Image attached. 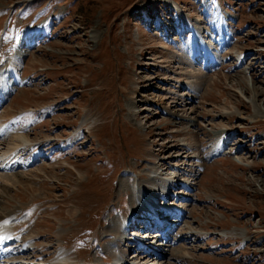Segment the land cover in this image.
Instances as JSON below:
<instances>
[{"label": "rangeland", "instance_id": "obj_1", "mask_svg": "<svg viewBox=\"0 0 264 264\" xmlns=\"http://www.w3.org/2000/svg\"><path fill=\"white\" fill-rule=\"evenodd\" d=\"M174 1L0 0V79L20 65L0 107V154L12 134L32 144L23 163L0 168V212L24 238L5 251L114 263L106 231L134 201L153 203L170 172L177 193L165 204L183 214L166 245L139 236L164 249L152 264H264V0ZM189 23L217 60L199 70V57L193 77ZM170 141L189 153L176 157Z\"/></svg>", "mask_w": 264, "mask_h": 264}, {"label": "bare ground", "instance_id": "obj_2", "mask_svg": "<svg viewBox=\"0 0 264 264\" xmlns=\"http://www.w3.org/2000/svg\"><path fill=\"white\" fill-rule=\"evenodd\" d=\"M169 3L172 4L173 6H177V3L174 0H169ZM217 25L218 24L216 22H214V26L213 25L211 26L212 28H210V31L214 32V30H216V27L218 28ZM187 26L189 27V29H185V31H189V30L191 31V38L188 41V43H189L188 48L190 49V59H188V63H187V64H189L190 68L187 69L188 70L187 73H185V72L184 73L187 74L188 76L193 77L194 69H193L192 65H194L193 63L197 62L200 58L203 59L204 64L203 65L200 64L201 67H199V70L203 69V70H207V71H208V69H210L211 65L213 63H215V61H217V60L214 56V52L208 48L207 42H205V39H203V34H201V31H199V29H197L191 23H189ZM218 30L221 31L220 36L221 37L223 36V38H224L225 34L223 33V30H221L220 27ZM208 36H209V34H208ZM223 38H222V40H223ZM218 41H220V38L218 39ZM220 44L223 45L222 42H220ZM173 58L176 59L175 61L174 60L173 61L177 65V67L179 68L181 65V61H180L181 58H180L179 54L176 52L175 54H173ZM19 66H20L19 65V58L15 57L13 59L12 63L9 64V68H8L9 70H8L7 76L4 75V77H2L0 79V107L3 105V101L5 100V97L9 93L13 92V90H15V89H13V87H14L13 85L19 86L20 81L17 78L18 74H16V70H18ZM182 73H183V71L181 72V74ZM176 74H177V72H176ZM188 87H189V91H190L188 95L191 96L192 100H193L194 99L193 94L196 93L197 91L192 85H190ZM246 87L248 89H250L251 94H252L251 100L255 102L256 97H258V95L260 94L259 91L255 90V88L253 86H251V84H247ZM239 91L242 93L241 90H239ZM168 97H170V96H168ZM177 99L178 100H175L177 103L176 105H179V106L183 105V102H184L183 95ZM193 110L194 109L192 106L190 113H192ZM261 110H262V112H264V108H261ZM222 111H223V113L227 112L225 109H222ZM137 113L135 112L134 114L137 116L138 115ZM177 123H180V122H177ZM0 132H1V135H0V137H1L3 134L1 127H0ZM220 132L221 131H215V133H217L218 135L220 134ZM10 138H11L10 139L11 141L8 142V152L9 153L6 151L5 152L2 151L0 154V168H3V169L6 167L13 169V167H14L13 165H14L15 161H16L15 165L18 164V166H19V163H20L21 159L23 158V155L26 154L25 153L26 150H24V149L27 146L32 145L31 143H29L28 145H26V144L24 145V143L29 141V140L24 138V136H22V135L12 134L10 136ZM0 139H2V137ZM169 143H172V142L170 141ZM32 147L34 148V146H32ZM169 147L170 148H168V149L172 148V149H174V151L177 152L176 157H180L181 155H185L186 153H189L188 152L189 148H187L186 146H183L182 144L176 145V144L172 143L169 145ZM169 160H171V159H169ZM21 163H23V162L21 161ZM164 164H165L164 162L160 163L159 166H164ZM160 174L161 173H159V175ZM177 176H178V173H170L169 172L166 176L164 175V179H163L164 181H162L163 185L160 184L161 186L159 188L158 187L153 188V189L150 188L151 193H152V198L154 200L153 203H152L151 199L143 200L140 202L134 201L131 205L130 214H128V216L124 217L123 220L120 219L118 222L116 220H113L112 225L106 231L105 236H104L106 241L111 240V243H112L111 248L112 249L110 248L111 249L110 255H112L111 259L116 260V262H114V263L112 262L109 264H152L151 261H153L154 258H159L164 254L163 247L160 251L156 252V250H155V252H154V249L151 247V245H152L151 242H149V241L146 242V240H152L153 239L155 245H157L158 247L160 245L164 246V245H166L165 243L168 241L167 239H169L167 237L168 236L167 231L168 230L171 231L175 224H177L179 222L181 223V219H179V218L182 216L183 213L181 211H179V209L175 210V209L171 208L169 205L165 204V202L169 201L166 195L171 196V195H175L177 193V191H173V193L169 192L173 188V185L175 184V181L173 178H176ZM165 179H167V180H165ZM124 180L127 182L130 180V178L127 176ZM138 189L140 190V192H145L144 190H147L146 186L139 185V188H137V189L133 188L132 189L133 196ZM157 197H158V199H157ZM154 198L157 199L156 202H155ZM162 199H166V201L161 202L162 204L157 203V202H160L159 200H162ZM147 207L151 208L152 210L156 209L157 211H159V213L162 211H165L166 214H170L169 215L170 218H168V221H167V222H169V224L166 225L167 230L163 231V228L165 227L166 223L163 224L162 220L158 221L159 218L156 219L155 217L150 216L146 212H144L147 209ZM8 213L6 211L0 212V236L2 235L0 237V264H19V261L22 264L23 262L21 260H19V261L13 260L15 257H17L15 255H17L18 253H20L19 257H21V259L25 260V264H42V262H40V261L36 262L35 261L36 259H32L30 256H25V254L28 252L27 248H24L21 251H18L16 253H14L13 251H9V250L5 251L4 250V248H3L4 246H8V247L12 246L13 248H18V247H22V244H24V242H23L24 238H19L18 236L10 237V235L8 233V232H10V230L8 231L9 228L7 227L8 226L7 220L8 219L5 220ZM141 213H142V215H141ZM166 214L164 215V217L166 216ZM8 215H10V214H8ZM138 219H140L141 221H137ZM182 221H183V219H182ZM133 226H135V227L142 226V228L144 227V229H142L143 231L140 232V234H137V230L135 231V228H132V229L130 228ZM127 229L129 231L126 233ZM146 232H147V234L143 235V237H146L147 239L142 240V238H140L142 236L141 233H146ZM164 238H166V240H167L166 242H165ZM125 242H127L126 244L128 245V247L134 248L132 250L131 260H130V258L128 259L127 256L125 255L126 248H123L125 245ZM155 245H152V246H155ZM1 248H3V249L1 250ZM55 264H70V263H69V261L61 260V261L56 262Z\"/></svg>", "mask_w": 264, "mask_h": 264}]
</instances>
